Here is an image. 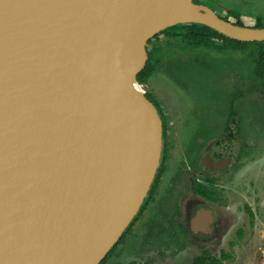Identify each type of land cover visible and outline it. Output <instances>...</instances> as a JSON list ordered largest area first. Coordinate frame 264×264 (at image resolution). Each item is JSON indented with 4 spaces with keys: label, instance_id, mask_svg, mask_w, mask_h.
I'll return each mask as SVG.
<instances>
[{
    "label": "water",
    "instance_id": "95a60500",
    "mask_svg": "<svg viewBox=\"0 0 264 264\" xmlns=\"http://www.w3.org/2000/svg\"><path fill=\"white\" fill-rule=\"evenodd\" d=\"M191 23L264 41L194 0H0V264H100L119 241L164 150L146 45Z\"/></svg>",
    "mask_w": 264,
    "mask_h": 264
},
{
    "label": "rangeland",
    "instance_id": "374dc122",
    "mask_svg": "<svg viewBox=\"0 0 264 264\" xmlns=\"http://www.w3.org/2000/svg\"><path fill=\"white\" fill-rule=\"evenodd\" d=\"M200 4L221 16L227 15L226 10L235 11L242 16L240 20L245 25H254L256 18L260 17L264 27V0H202ZM229 20L235 19L229 17ZM250 46L246 44L237 51L223 53L205 48L191 51L182 46L180 38L167 39L165 36L146 45L147 52L159 47L155 50V57L163 63L148 78L144 88L152 103L163 111L172 128L170 138L177 142L172 148V155L177 157L170 161V168L175 172L169 171L167 178L177 173L176 167L184 158L185 147H191L190 155L195 154L194 145L190 144L194 143L196 133L199 132L200 138L207 137L206 132H209V138L217 137L227 120L231 98L237 94L233 109L241 117L243 132L240 138L251 143L253 150L237 166L236 192L231 196L230 209L223 212L212 206L214 220L218 215L226 216L227 222L232 221V228L228 233L220 234L217 240L205 242L183 232L185 239L177 242L178 234L173 230L176 224L172 221V226L163 228L164 219L159 220L161 215L157 214L163 208L166 211L174 208L177 191L173 189L165 202L151 204L143 215H138L102 264L133 261L139 264H192L203 251L215 256L222 250L232 256L225 264H263L264 97L251 77L250 61L245 53ZM200 62V66L195 64ZM175 182L181 190L183 177ZM166 186L167 180L162 188ZM245 206H250L252 217ZM239 229L242 230L241 236ZM230 242H234L233 248Z\"/></svg>",
    "mask_w": 264,
    "mask_h": 264
},
{
    "label": "flooded vegetation",
    "instance_id": "af4514ba",
    "mask_svg": "<svg viewBox=\"0 0 264 264\" xmlns=\"http://www.w3.org/2000/svg\"><path fill=\"white\" fill-rule=\"evenodd\" d=\"M201 1L202 0H194L196 3H201ZM230 11L232 10H226V16H219L222 18L227 17L229 20V17H233L229 14ZM239 16L240 18L242 17L240 14ZM160 36L165 35L159 33L148 42L151 43V41L158 39ZM157 48L159 47L154 49ZM162 63H160V65ZM143 85L145 87L146 83ZM234 95H236V97ZM236 100L237 94L235 93L230 101L227 120L224 121L217 137L209 138L208 136L210 134L206 132L207 137L200 138L199 132L196 133L193 138L194 143L192 142L190 144L194 145L193 149H195V154L193 156L190 155L189 151L191 147H185L182 152L184 158L181 160L180 164L178 162V166L176 167V170H178L177 173L169 178H167L169 176L167 174L169 171H172V168H170V161L172 157H177L172 155V148L177 142H174V140L170 138V134L172 133L171 125L168 124L161 108H158V111H161L164 117V150L151 198L141 215H143L149 205H159L162 204L161 201L165 202L173 189H175L177 193L175 194L174 208H170L168 211L163 208L161 210L162 212L158 211L157 214L161 215L159 220L162 221L164 219L163 228L172 226V221L176 224L173 230L178 234L177 242L184 240L186 235L193 237L198 236L202 239V242L217 240L220 234L228 233L233 226L232 221L227 222L228 218L226 216L218 215L214 220L215 216L212 206L219 208L220 211L222 210L223 212L230 209V205L232 204L230 201L231 196L236 192L237 166L246 157H249L253 150V145L251 143L244 142L240 138L243 127L241 124V117L237 115L236 111L233 109ZM230 110L234 111L233 115L229 114ZM180 177H183L184 180V185L181 190L178 183L175 182V180ZM165 180H167V186L162 188ZM248 209L251 210L250 206H245V210L249 216L252 217L254 214L251 210V215ZM183 232L186 235L182 234ZM238 234L241 236V229L238 230ZM232 243L233 246L231 247ZM229 245L233 248L234 242H230ZM223 251L225 250H222V252ZM226 261H224L223 264H225Z\"/></svg>",
    "mask_w": 264,
    "mask_h": 264
},
{
    "label": "trees",
    "instance_id": "16d2710c",
    "mask_svg": "<svg viewBox=\"0 0 264 264\" xmlns=\"http://www.w3.org/2000/svg\"><path fill=\"white\" fill-rule=\"evenodd\" d=\"M229 14L235 18V20L232 22H234L237 25H244V23L240 20L241 18L237 12L230 11ZM223 18L225 20H228L227 17H223ZM250 26L251 27H257V28H264L263 26H261L260 17H258L256 19V22L254 25H250ZM160 34L165 35L167 39L180 38L182 41V46L185 49L189 48L191 51H194V50H197L200 48H205L209 51H215L217 53H223V52H226L228 50L237 51L238 49H241L240 46H244L246 44L251 45L250 49L248 51H245V53H247L246 55L250 61L251 77L255 82V87H256V89H258L260 92L263 93V97H264V41L263 42H241V41H237V40L231 39L229 37H226V36L218 33L217 31H215V30H213V29H211L205 25L195 24V23L179 24V25H176L173 27H169V28H166L165 30L161 31ZM155 50H158V49H154L153 51L148 52L147 62L145 64L144 68L137 74V80L140 84L147 83L148 78L153 74V72L156 70L158 65H160V63H162V61L159 58L155 57V55H156ZM195 64L197 66H200L202 64V62L195 63ZM203 65H205V63ZM145 95L149 98L147 93H145ZM234 96L236 97V95H234ZM159 113H160L162 122H164L163 114L161 113V111H159ZM229 114L233 115L234 111L230 110ZM157 177L158 176H156L155 181L152 185V188L149 192V196L146 199L143 206L141 207L139 214H142V212L146 208L148 201L151 198L153 186L155 185V182L157 181ZM248 211L252 215L251 210L248 209ZM138 215L131 222L130 226L126 229L124 234L135 223V221L138 218ZM232 246H233V243L231 244V247ZM105 258L101 261L100 264L103 263ZM231 258H232L231 254L229 252H226V251H223L220 254V256H214V255H210L206 252H203L194 258L192 264H223L224 261L230 260ZM116 264H139V263H137V262H128V263L119 262Z\"/></svg>",
    "mask_w": 264,
    "mask_h": 264
},
{
    "label": "built area",
    "instance_id": "2783aa9c",
    "mask_svg": "<svg viewBox=\"0 0 264 264\" xmlns=\"http://www.w3.org/2000/svg\"><path fill=\"white\" fill-rule=\"evenodd\" d=\"M139 88L142 89L144 91V85L143 84H138ZM145 92V91H144ZM263 264H264V261H263Z\"/></svg>",
    "mask_w": 264,
    "mask_h": 264
},
{
    "label": "bare ground",
    "instance_id": "6f19581e",
    "mask_svg": "<svg viewBox=\"0 0 264 264\" xmlns=\"http://www.w3.org/2000/svg\"><path fill=\"white\" fill-rule=\"evenodd\" d=\"M139 88V87H138Z\"/></svg>",
    "mask_w": 264,
    "mask_h": 264
}]
</instances>
